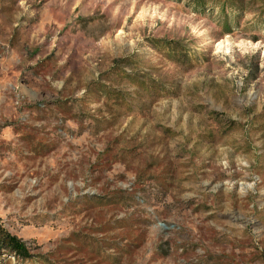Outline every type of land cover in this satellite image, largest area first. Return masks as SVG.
Segmentation results:
<instances>
[{"label": "rangeland", "instance_id": "obj_1", "mask_svg": "<svg viewBox=\"0 0 264 264\" xmlns=\"http://www.w3.org/2000/svg\"><path fill=\"white\" fill-rule=\"evenodd\" d=\"M0 264H264V0H0Z\"/></svg>", "mask_w": 264, "mask_h": 264}, {"label": "trees", "instance_id": "obj_2", "mask_svg": "<svg viewBox=\"0 0 264 264\" xmlns=\"http://www.w3.org/2000/svg\"><path fill=\"white\" fill-rule=\"evenodd\" d=\"M4 242H6L7 247L13 249L16 254L28 255L27 249L25 248L24 244H21L16 237L6 234Z\"/></svg>", "mask_w": 264, "mask_h": 264}]
</instances>
